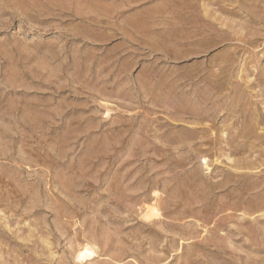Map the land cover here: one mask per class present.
Here are the masks:
<instances>
[{
  "label": "rangeland",
  "instance_id": "374dc122",
  "mask_svg": "<svg viewBox=\"0 0 264 264\" xmlns=\"http://www.w3.org/2000/svg\"><path fill=\"white\" fill-rule=\"evenodd\" d=\"M0 264H264V0H0Z\"/></svg>",
  "mask_w": 264,
  "mask_h": 264
},
{
  "label": "bare ground",
  "instance_id": "6f19581e",
  "mask_svg": "<svg viewBox=\"0 0 264 264\" xmlns=\"http://www.w3.org/2000/svg\"><path fill=\"white\" fill-rule=\"evenodd\" d=\"M87 261H90L94 259L97 256V249L94 247V245L87 244V248L85 249Z\"/></svg>",
  "mask_w": 264,
  "mask_h": 264
}]
</instances>
